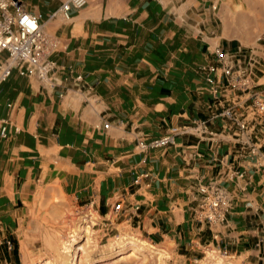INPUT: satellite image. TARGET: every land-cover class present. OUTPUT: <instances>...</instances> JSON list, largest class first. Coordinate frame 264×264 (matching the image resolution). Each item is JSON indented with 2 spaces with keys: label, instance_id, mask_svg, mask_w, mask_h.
<instances>
[{
  "label": "crops",
  "instance_id": "1",
  "mask_svg": "<svg viewBox=\"0 0 264 264\" xmlns=\"http://www.w3.org/2000/svg\"><path fill=\"white\" fill-rule=\"evenodd\" d=\"M67 1L20 0L56 46L46 74L14 70L0 84V264H20L37 215L85 205L103 228L174 256L214 248L264 264V122L222 70L214 94L199 69L221 66L217 49L233 66L264 65V43L249 40L264 0H86L66 15ZM254 81L264 92V70ZM185 127L171 145H140ZM209 183L230 199L224 221L198 218Z\"/></svg>",
  "mask_w": 264,
  "mask_h": 264
},
{
  "label": "built area",
  "instance_id": "2",
  "mask_svg": "<svg viewBox=\"0 0 264 264\" xmlns=\"http://www.w3.org/2000/svg\"><path fill=\"white\" fill-rule=\"evenodd\" d=\"M85 3L86 0H68L63 5V11L67 15L72 5L82 6ZM55 46L44 32L43 23L37 13L25 10L20 0H0V84L7 80L14 70L21 75L46 74L51 68L48 57ZM216 54L221 63L220 67L215 64L199 67L210 85V91L218 94L226 89L220 88L216 76L219 70H222V73L228 77L227 88L249 95L251 102L247 108L264 122V92L256 89L254 81V74L258 70H264V65L249 56L247 63L233 66L227 63L226 55L222 50L217 49ZM224 114L233 118L241 129H247L248 124L239 119L233 109L228 108ZM204 125L205 123L194 122L193 128L200 132ZM104 126L108 128L109 124ZM188 131V127H185L160 138L141 141L140 145L150 148L165 147L175 142V133ZM1 135L7 136L6 125L2 126ZM199 193L198 218L209 223L224 221L231 202L223 188L217 183L201 184Z\"/></svg>",
  "mask_w": 264,
  "mask_h": 264
},
{
  "label": "rangeland",
  "instance_id": "3",
  "mask_svg": "<svg viewBox=\"0 0 264 264\" xmlns=\"http://www.w3.org/2000/svg\"><path fill=\"white\" fill-rule=\"evenodd\" d=\"M251 24L259 33L249 38L250 45L264 43V13L257 14ZM49 212L37 215L39 223L30 224L23 231L20 264H59L58 252L64 250V242L70 243L67 245L70 250H77L78 264H235L231 257L214 248H205L197 257L184 259L149 244L133 231L103 228L99 214L90 206H71L64 215H57L51 206ZM86 225L91 227L89 234L83 230ZM119 242L124 250L116 252Z\"/></svg>",
  "mask_w": 264,
  "mask_h": 264
},
{
  "label": "bare ground",
  "instance_id": "4",
  "mask_svg": "<svg viewBox=\"0 0 264 264\" xmlns=\"http://www.w3.org/2000/svg\"><path fill=\"white\" fill-rule=\"evenodd\" d=\"M84 221H86V220H84ZM83 230L85 231L86 234H89V232L91 231L90 225L84 226ZM69 244L68 243L65 244V242H64V245H63L64 250L61 252H58V255L60 256L59 264H78L80 257L77 254V250H75V251L70 250V248L67 246ZM117 245L118 246L116 247V249H117L116 252H120V251L124 250V245L122 242H119ZM132 248H134L133 245H132L131 249Z\"/></svg>",
  "mask_w": 264,
  "mask_h": 264
}]
</instances>
